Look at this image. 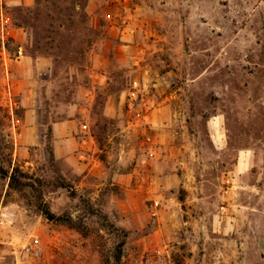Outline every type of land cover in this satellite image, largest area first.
<instances>
[{"label": "rangeland", "instance_id": "1", "mask_svg": "<svg viewBox=\"0 0 264 264\" xmlns=\"http://www.w3.org/2000/svg\"><path fill=\"white\" fill-rule=\"evenodd\" d=\"M0 264H264V0H0Z\"/></svg>", "mask_w": 264, "mask_h": 264}, {"label": "crops", "instance_id": "2", "mask_svg": "<svg viewBox=\"0 0 264 264\" xmlns=\"http://www.w3.org/2000/svg\"><path fill=\"white\" fill-rule=\"evenodd\" d=\"M14 61L18 62L19 65H24V70H19L20 76H19V85L21 91L24 90L25 94H28L29 92H34V95H38V89L34 87L36 83H38V77H43L45 74L49 75L51 73V60L47 57H31L28 55L21 54L18 56ZM15 63V62H14ZM34 71L37 74V78L30 81V73ZM48 88V86H47ZM36 93V94H35ZM37 102L34 104L36 105ZM28 107H32L28 104ZM26 112H31V108H27ZM27 114V118H28ZM58 125H62V123H59Z\"/></svg>", "mask_w": 264, "mask_h": 264}, {"label": "built area", "instance_id": "3", "mask_svg": "<svg viewBox=\"0 0 264 264\" xmlns=\"http://www.w3.org/2000/svg\"><path fill=\"white\" fill-rule=\"evenodd\" d=\"M27 250H28V251H32V252H34L35 254H38V253H39L38 250H36L33 246L28 247Z\"/></svg>", "mask_w": 264, "mask_h": 264}, {"label": "trees", "instance_id": "4", "mask_svg": "<svg viewBox=\"0 0 264 264\" xmlns=\"http://www.w3.org/2000/svg\"><path fill=\"white\" fill-rule=\"evenodd\" d=\"M14 180H15V174H12L10 177V184H12Z\"/></svg>", "mask_w": 264, "mask_h": 264}]
</instances>
